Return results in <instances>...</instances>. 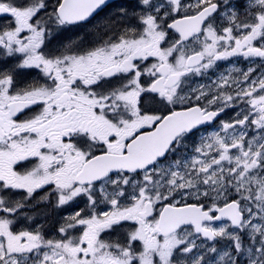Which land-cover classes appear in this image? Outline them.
I'll list each match as a JSON object with an SVG mask.
<instances>
[{"label": "snow or ice", "instance_id": "6c2138e0", "mask_svg": "<svg viewBox=\"0 0 264 264\" xmlns=\"http://www.w3.org/2000/svg\"><path fill=\"white\" fill-rule=\"evenodd\" d=\"M0 264H264V0H0Z\"/></svg>", "mask_w": 264, "mask_h": 264}, {"label": "flooded vegetation", "instance_id": "af4514ba", "mask_svg": "<svg viewBox=\"0 0 264 264\" xmlns=\"http://www.w3.org/2000/svg\"><path fill=\"white\" fill-rule=\"evenodd\" d=\"M127 2V0H115V1H113V3H126Z\"/></svg>", "mask_w": 264, "mask_h": 264}]
</instances>
